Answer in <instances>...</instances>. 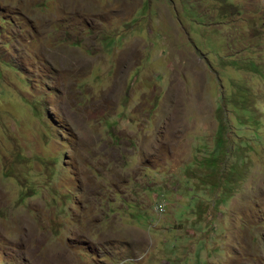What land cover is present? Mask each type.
<instances>
[{"label": "rangeland", "instance_id": "obj_1", "mask_svg": "<svg viewBox=\"0 0 264 264\" xmlns=\"http://www.w3.org/2000/svg\"><path fill=\"white\" fill-rule=\"evenodd\" d=\"M0 264H264V0H0Z\"/></svg>", "mask_w": 264, "mask_h": 264}]
</instances>
